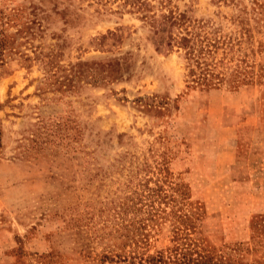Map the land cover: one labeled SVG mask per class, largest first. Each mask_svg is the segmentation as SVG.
Here are the masks:
<instances>
[{"label":"rangeland","instance_id":"374dc122","mask_svg":"<svg viewBox=\"0 0 264 264\" xmlns=\"http://www.w3.org/2000/svg\"><path fill=\"white\" fill-rule=\"evenodd\" d=\"M139 227L264 264V0H0V264H141Z\"/></svg>","mask_w":264,"mask_h":264},{"label":"trees","instance_id":"16d2710c","mask_svg":"<svg viewBox=\"0 0 264 264\" xmlns=\"http://www.w3.org/2000/svg\"><path fill=\"white\" fill-rule=\"evenodd\" d=\"M165 18V17H164ZM161 21L159 24L164 23ZM197 35V34H196ZM194 33L187 31L185 35L178 36V39H172L171 45H176L177 48L182 50V58L186 62V67L188 68V76L191 78L190 81L196 83L197 85H203L206 88H213L218 86V80L220 81L222 77L219 73H215L212 64L206 61L205 52L202 48L197 49L196 46V36ZM160 45L166 43L159 42ZM170 45V43H169ZM174 214H177L173 211ZM199 212L197 210H192V213L189 215L185 213L182 216H178L181 221L188 222L191 221V217L194 216L195 219H198ZM144 226V223H142ZM143 228L140 227L137 229V232L140 234L133 235L132 237L126 236V241L130 240L136 247L132 249V252L129 254V258L132 262L137 261L141 264H210L212 258H208L205 255L199 254L196 257L190 256V249L184 247L183 250H179L178 247L174 248L170 253L165 254L163 251L159 250L156 253H147V251L139 250V242L146 241V235L143 231ZM142 230V231H141ZM130 238V239H129ZM127 257V255H125ZM124 257V260H126ZM108 258V257H107ZM111 261L113 259L109 258Z\"/></svg>","mask_w":264,"mask_h":264}]
</instances>
